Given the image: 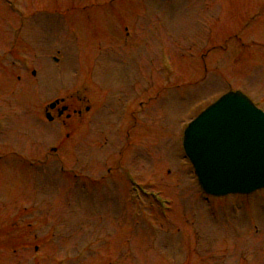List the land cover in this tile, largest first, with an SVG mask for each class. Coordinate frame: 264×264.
Segmentation results:
<instances>
[{
	"label": "rangeland",
	"instance_id": "obj_1",
	"mask_svg": "<svg viewBox=\"0 0 264 264\" xmlns=\"http://www.w3.org/2000/svg\"><path fill=\"white\" fill-rule=\"evenodd\" d=\"M228 90L264 105V0H0V264H264V190L211 209L181 147Z\"/></svg>",
	"mask_w": 264,
	"mask_h": 264
},
{
	"label": "water",
	"instance_id": "obj_2",
	"mask_svg": "<svg viewBox=\"0 0 264 264\" xmlns=\"http://www.w3.org/2000/svg\"><path fill=\"white\" fill-rule=\"evenodd\" d=\"M183 147L206 193L264 186V117L239 93L223 97L191 123Z\"/></svg>",
	"mask_w": 264,
	"mask_h": 264
}]
</instances>
